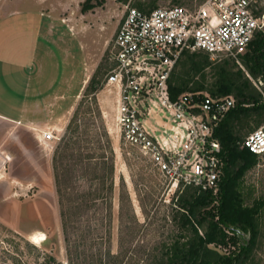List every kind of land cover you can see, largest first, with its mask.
I'll list each match as a JSON object with an SVG mask.
<instances>
[{"label":"rangeland","instance_id":"obj_1","mask_svg":"<svg viewBox=\"0 0 264 264\" xmlns=\"http://www.w3.org/2000/svg\"><path fill=\"white\" fill-rule=\"evenodd\" d=\"M85 1L0 0V21L19 11L25 16L48 13L58 20L55 37L48 39L43 33L35 50L25 42L35 57L27 65L38 96H54L60 88L64 92L56 83L64 77L72 82V88L67 84L66 101L33 102L34 98H23V84L16 83V92L10 93L11 85L4 81L0 112L22 120L14 123L0 117V264H167L173 245L190 236L180 226L181 212L173 202L177 196L152 163L121 139L115 124L116 95L105 83L114 67V39L126 5L142 3L146 9L180 5L193 10L205 0H104L103 5L83 12ZM36 16L19 18L32 24ZM48 21L43 18L40 23L44 27ZM59 21L70 25L74 34L79 28L89 32L71 35ZM60 32L65 35L61 46ZM64 52L69 55L66 61ZM87 55L90 78L82 87ZM222 62L214 61V66ZM230 69L243 72L252 93L260 92L258 87L263 91L264 70L258 65V74L243 60L231 62ZM206 78L210 88L214 67L207 68ZM93 79L98 89L91 92ZM26 103L34 104V115L21 117ZM32 118L34 124L27 121ZM259 127L252 121L242 137ZM43 130H54L56 139L46 145L39 142ZM240 191L245 205L264 200V158L247 172ZM213 199L207 210L217 213L220 193ZM257 225L256 246L244 264H264V208ZM224 228L237 235L241 244L249 238V232L238 226ZM37 233L46 239L42 244L31 241ZM210 249L235 262L240 252L214 245Z\"/></svg>","mask_w":264,"mask_h":264},{"label":"built area","instance_id":"obj_2","mask_svg":"<svg viewBox=\"0 0 264 264\" xmlns=\"http://www.w3.org/2000/svg\"><path fill=\"white\" fill-rule=\"evenodd\" d=\"M259 33L264 0H205L193 10L173 5L148 12L125 6L105 87L116 95L121 139L152 163L174 196L220 191L225 163L216 132L236 107L234 95L204 91L172 99L169 80L177 63L185 52H203L212 61L241 64ZM55 139L54 130L39 135L44 145ZM239 144L264 158V124Z\"/></svg>","mask_w":264,"mask_h":264},{"label":"trees","instance_id":"obj_3","mask_svg":"<svg viewBox=\"0 0 264 264\" xmlns=\"http://www.w3.org/2000/svg\"><path fill=\"white\" fill-rule=\"evenodd\" d=\"M103 4L104 0H86L82 11L87 12ZM137 8L146 12L155 9H146L142 3ZM199 53L185 52L177 63L169 80L172 99L175 100L188 91H204L212 96L234 95L236 107L229 112L216 132L223 148L225 163L218 211L214 213L207 210L214 201L213 193L197 195L194 191L187 190L173 198L181 212V229L189 232L190 236L184 243L173 245L167 264H244L250 259L256 246L257 218L264 208V200L258 199L251 206L244 203L240 191L241 182L247 172L258 165L260 159L249 150L241 148L239 143L244 139L242 131L252 121L258 127L264 124V97L260 92L252 93L251 84L243 79L241 70L233 72L230 69V63L235 64V61L226 59L220 65L214 66L209 54ZM242 60L253 74L259 73L255 69L257 65L260 71L264 70V33L256 36ZM211 67L215 68V79L209 88L206 83V70ZM97 85L94 79L91 80L90 91H96ZM63 156L64 154L61 155L62 158ZM224 226H238L249 232V238L241 244L239 237L230 234ZM211 245L229 250L233 248V254L240 250L238 256L236 255L237 262L230 257H222L217 251L210 249Z\"/></svg>","mask_w":264,"mask_h":264},{"label":"crops","instance_id":"obj_4","mask_svg":"<svg viewBox=\"0 0 264 264\" xmlns=\"http://www.w3.org/2000/svg\"><path fill=\"white\" fill-rule=\"evenodd\" d=\"M33 14L34 13L29 12V15L25 16L23 11L22 12L19 11L15 14H11L3 18L0 21V100H4V91L6 89L5 87L6 83H4V81L6 80L9 83V86L11 85L9 89H11L12 91L10 93L16 92L13 89L16 83L20 82L21 84V85L19 84L20 86H22L23 84L24 88L22 87L20 90L23 89V93H24L23 98L25 97L24 99L29 98V100L31 101L32 98H34L33 102H36V101L38 102L41 100L46 101V100L60 98V100L66 101L67 84H69L70 85L69 87L72 88L71 77L70 79L64 77V79L57 81L56 83L59 86V88L63 86L65 91L62 92V89L60 88L58 94H55L54 96H50V97L49 96H45V98L39 97L38 96L39 91L38 89H36V86L35 88L34 86H31V81H32L31 76L33 72L31 71L32 69L30 68V66L27 65V63H28V59H32V58L35 59V57H32L33 50L29 51V49L25 47V42H28L29 47L34 48L35 50L38 47V44H40L43 41L42 39L43 33L45 37H47L48 39H51V37L54 36L55 22L58 21L56 17H52L50 14L48 13L45 14L43 12H40L39 14H34L35 16L37 15L36 17L38 19H37V22H34L32 24H26L24 20L22 23V19L19 18V16L21 17L23 16L25 18L29 16L30 18V16H34ZM36 17L34 19H36ZM39 18H41V20L43 18H46L49 21L48 23H45L43 27L42 24L44 22L40 23L41 20ZM59 22L61 23V26L69 29L68 31L70 32L71 35H79V34L85 35L87 34L86 32H89L86 28H79L78 31L74 34L72 28H70V25H68L65 21H59ZM42 27L45 29H43ZM26 32L30 33L29 38L24 37ZM60 33H61L60 34L61 37L59 38L60 39L59 42L60 41L62 42V44H60L61 46V45H64L65 43V41L62 39V36L63 38H65V35L63 34V32H60ZM63 48L65 49L64 46ZM64 53H65L64 60L66 61L69 55L67 56L66 52ZM88 55L86 58V62H87L86 70H85L84 77L82 79V84H81L82 87L86 86L90 78L89 77V65H90L89 60L90 59ZM29 71H31V73ZM18 73L20 75L19 78L17 77ZM37 88H39V86ZM30 89L32 90L30 91ZM69 90L72 91L71 89ZM62 97L64 99H61ZM70 97L72 99V96ZM33 106L31 103L29 104L26 103V105L22 108L20 112L21 117L23 115H30V114L31 116H33L34 115L32 112L34 111L32 109ZM71 109H72V104L69 106V110ZM0 117L3 120H8L14 123L22 120L21 118H18V119L9 118L6 115H4V113L2 112H0ZM27 121H29L30 124H34L33 118Z\"/></svg>","mask_w":264,"mask_h":264},{"label":"bare ground","instance_id":"obj_5","mask_svg":"<svg viewBox=\"0 0 264 264\" xmlns=\"http://www.w3.org/2000/svg\"><path fill=\"white\" fill-rule=\"evenodd\" d=\"M46 239L44 238V235L42 234V233H40V234H33L32 236H31V241L33 242V243H41V242H43V241H45ZM42 244V243H41Z\"/></svg>","mask_w":264,"mask_h":264}]
</instances>
